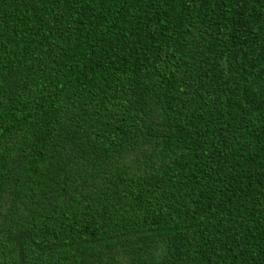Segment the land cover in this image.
Segmentation results:
<instances>
[{
	"label": "trees",
	"instance_id": "1",
	"mask_svg": "<svg viewBox=\"0 0 264 264\" xmlns=\"http://www.w3.org/2000/svg\"><path fill=\"white\" fill-rule=\"evenodd\" d=\"M0 264H264V0H0Z\"/></svg>",
	"mask_w": 264,
	"mask_h": 264
}]
</instances>
